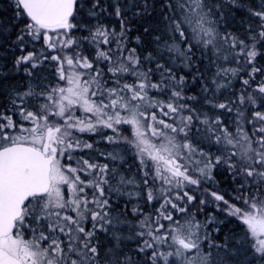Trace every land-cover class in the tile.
<instances>
[{"label":"snow or ice","instance_id":"snow-or-ice-1","mask_svg":"<svg viewBox=\"0 0 264 264\" xmlns=\"http://www.w3.org/2000/svg\"><path fill=\"white\" fill-rule=\"evenodd\" d=\"M0 264H264V0H0Z\"/></svg>","mask_w":264,"mask_h":264}]
</instances>
